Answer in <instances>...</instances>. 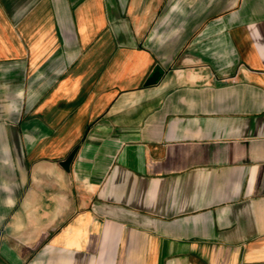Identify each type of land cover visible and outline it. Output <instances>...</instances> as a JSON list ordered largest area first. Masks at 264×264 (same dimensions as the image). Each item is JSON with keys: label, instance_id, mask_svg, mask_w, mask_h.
I'll return each instance as SVG.
<instances>
[{"label": "crops", "instance_id": "crops-1", "mask_svg": "<svg viewBox=\"0 0 264 264\" xmlns=\"http://www.w3.org/2000/svg\"><path fill=\"white\" fill-rule=\"evenodd\" d=\"M0 264H264V0H0Z\"/></svg>", "mask_w": 264, "mask_h": 264}, {"label": "water", "instance_id": "water-1", "mask_svg": "<svg viewBox=\"0 0 264 264\" xmlns=\"http://www.w3.org/2000/svg\"><path fill=\"white\" fill-rule=\"evenodd\" d=\"M160 75L158 73H153L152 76L146 81L145 86H151V85H155L157 83V81L159 80ZM77 152V149H74L70 155L66 158V160H64L61 163V166L63 167V169L65 171L69 170V166L71 164V162L73 161V158L75 156Z\"/></svg>", "mask_w": 264, "mask_h": 264}]
</instances>
